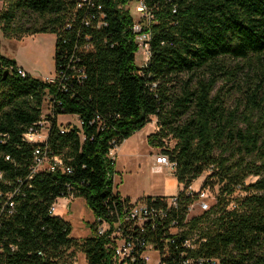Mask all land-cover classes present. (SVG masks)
Returning a JSON list of instances; mask_svg holds the SVG:
<instances>
[{
  "label": "trees",
  "instance_id": "obj_1",
  "mask_svg": "<svg viewBox=\"0 0 264 264\" xmlns=\"http://www.w3.org/2000/svg\"><path fill=\"white\" fill-rule=\"evenodd\" d=\"M132 1L6 0L5 37L56 36L58 80L21 77L16 62L0 54V264H74L78 252L89 264H114L98 220L114 224L132 200L115 191L116 164L108 154L153 117L157 130L148 143L175 164L183 187L180 224L198 198L186 197L185 189L206 173L198 191L218 188L216 203L188 220L180 252H188L181 241L189 237L206 260L264 264V0H144L152 22L142 67L124 9ZM227 60L255 62L260 83L222 94L218 83L235 82L242 69L229 70ZM236 92L242 97L234 101ZM60 116L77 117L80 126L61 124ZM43 119L47 139L28 141ZM39 148L61 157L71 172L34 173ZM69 197L85 200L95 217L83 240L50 213Z\"/></svg>",
  "mask_w": 264,
  "mask_h": 264
},
{
  "label": "rangeland",
  "instance_id": "obj_2",
  "mask_svg": "<svg viewBox=\"0 0 264 264\" xmlns=\"http://www.w3.org/2000/svg\"><path fill=\"white\" fill-rule=\"evenodd\" d=\"M6 0L0 2V13L6 9ZM136 0L124 5V9L130 13L133 18V27L141 22L140 15L135 13ZM135 24V25H134ZM56 36L52 33L25 34L20 38L5 37L0 24V54L7 59H12L17 65L24 68L31 74L32 77L45 82L50 77H55V44ZM147 54L144 50L136 51V63L139 67L146 64ZM239 64L242 67L238 71L237 77L233 81H221L217 85V89L222 88V94H227L228 91L232 94L237 91L240 86L245 91L250 86L252 89L260 83V78L257 75V66L255 62L251 67L247 66L246 61L227 60V68L235 71V67ZM264 90V87H263ZM251 92V91H250ZM242 97V94L236 92L235 100ZM231 101V104L235 102ZM234 102V103H233ZM49 102L45 103L44 114H48ZM75 118V119H74ZM61 116V122H75L80 124L76 117ZM67 124V123H64ZM157 130V119L152 118V122L148 123L144 128L133 134L126 144H123L117 153V176L115 177L116 187L119 189L122 196L130 198L133 201L147 197L169 196V194L180 190L175 185V178L172 177V171L166 166H160L155 163L156 157L161 155V150L153 148L148 143V136L155 133ZM168 145L173 147L174 142H168ZM208 176L206 173L202 179H199L192 185L198 190L202 182ZM256 178H249L248 183L254 182ZM218 188L208 193V205L211 207L216 203ZM237 194H235L236 197ZM238 195H242L238 193ZM202 211L198 205L191 212L192 216L200 215ZM55 214L72 225V237L83 240L91 236L89 223L95 222V217L88 206L87 202L81 198L68 199L60 198L56 203ZM79 263L84 261V255L80 252L76 254Z\"/></svg>",
  "mask_w": 264,
  "mask_h": 264
},
{
  "label": "built area",
  "instance_id": "obj_3",
  "mask_svg": "<svg viewBox=\"0 0 264 264\" xmlns=\"http://www.w3.org/2000/svg\"><path fill=\"white\" fill-rule=\"evenodd\" d=\"M136 2L135 13L140 15L141 22L137 25L134 24L133 33L138 49L144 50L147 54V63L151 39L149 28L152 15L144 0H136ZM17 71L21 77L27 76V72L20 67L17 68ZM56 80H58L57 76L46 80V82L55 83ZM49 112L50 102L48 114ZM48 114H44V116ZM40 127L38 131L30 129L25 138L30 142H44L48 136V123L43 119L40 122ZM120 147L111 149L108 154L109 160L114 164H116ZM155 163L166 166L172 171V174L175 171V164L165 155L156 157ZM59 168L63 169L65 173L71 172L70 168L64 166L61 157L51 156L44 149H36L34 153V173L55 172ZM195 192L198 193V198L191 205H188L186 220L183 225L180 224L178 216H175L178 215L181 206L179 193L170 197L153 198L151 201H132L130 205L122 207L121 214L118 215L114 224L105 220H98L97 234L100 237L106 236L109 239L110 243L107 247L114 250L112 256L114 264H219L217 261L206 260L204 257L198 256L200 244L195 243L189 237L181 241V246L183 249H189L188 252H180L178 241L188 231L187 222L191 218V212L195 206L198 205L202 212L210 209L207 203L209 198L207 191H198L192 186L184 190L186 197H193ZM68 199L74 198L69 197ZM56 203L50 210L53 215H56ZM11 207H13V204H11ZM179 254H181L180 262L176 259ZM74 264H80L79 259L76 258ZM82 264H89L85 256Z\"/></svg>",
  "mask_w": 264,
  "mask_h": 264
},
{
  "label": "crops",
  "instance_id": "obj_4",
  "mask_svg": "<svg viewBox=\"0 0 264 264\" xmlns=\"http://www.w3.org/2000/svg\"><path fill=\"white\" fill-rule=\"evenodd\" d=\"M56 45V44H55ZM18 67H20V68H22V69H24L26 72H27V74H30L25 68H24V66H20V65H17ZM31 75V74H30ZM50 78H53V77H50ZM49 78V79H50ZM46 81V80H45ZM69 117H72V118H74V116H69ZM60 118H61V116L59 117V123H61V124H64V123H72V124H74V125H79V124H76L75 122H71V121H69V122H61L60 121ZM75 119V118H74ZM127 143V141H125V143L124 144H126ZM116 167H117V161H116ZM117 171V170H116ZM172 177H174V175L172 174ZM175 178V177H174ZM174 181V183H175V185H177L178 186V188L181 186V189L179 190H176L175 192H173V193H171V194H169V196H157V197H170V196H174V195H176V194H178L181 190H182V185H180L179 183H178V181H177V179L175 178V180H173ZM114 186H115V178H114ZM116 191L117 192H119L120 193V191H119V189L116 187ZM120 195L122 196V194L120 193ZM122 197H124V196H122ZM157 197H151V198H157ZM124 198H126V197H124ZM148 198V197H147ZM133 201V200H132Z\"/></svg>",
  "mask_w": 264,
  "mask_h": 264
},
{
  "label": "water",
  "instance_id": "obj_5",
  "mask_svg": "<svg viewBox=\"0 0 264 264\" xmlns=\"http://www.w3.org/2000/svg\"><path fill=\"white\" fill-rule=\"evenodd\" d=\"M0 2H4V0H0Z\"/></svg>",
  "mask_w": 264,
  "mask_h": 264
}]
</instances>
